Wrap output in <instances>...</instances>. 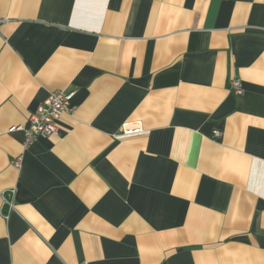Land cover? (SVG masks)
Masks as SVG:
<instances>
[{"label":"crops","instance_id":"0c3cea01","mask_svg":"<svg viewBox=\"0 0 264 264\" xmlns=\"http://www.w3.org/2000/svg\"><path fill=\"white\" fill-rule=\"evenodd\" d=\"M0 264H264V0H0Z\"/></svg>","mask_w":264,"mask_h":264},{"label":"built area","instance_id":"2783aa9c","mask_svg":"<svg viewBox=\"0 0 264 264\" xmlns=\"http://www.w3.org/2000/svg\"><path fill=\"white\" fill-rule=\"evenodd\" d=\"M229 88L233 89L234 93L242 94L243 88L241 81L234 78L229 82ZM69 94L62 89H57L50 92L43 102L29 114L27 125L17 126L23 131L24 140L23 146H28L33 143L38 136L41 135H56L59 131L58 120L62 112L68 110ZM143 131L139 122L126 123L121 128V134L133 135ZM215 136L219 135L218 131L214 132ZM13 164L20 166V157H18ZM2 208L6 209L5 218L7 213L12 210V200L10 193H4L2 196Z\"/></svg>","mask_w":264,"mask_h":264}]
</instances>
